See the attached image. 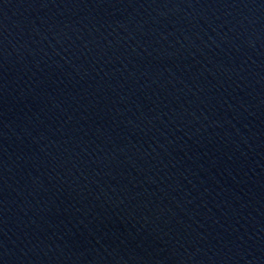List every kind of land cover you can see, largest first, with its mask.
I'll return each instance as SVG.
<instances>
[{"label":"water","instance_id":"obj_1","mask_svg":"<svg viewBox=\"0 0 264 264\" xmlns=\"http://www.w3.org/2000/svg\"><path fill=\"white\" fill-rule=\"evenodd\" d=\"M0 264H264V0H0Z\"/></svg>","mask_w":264,"mask_h":264}]
</instances>
